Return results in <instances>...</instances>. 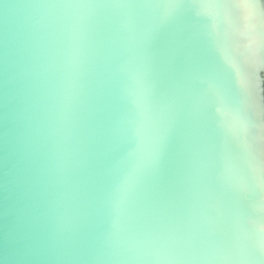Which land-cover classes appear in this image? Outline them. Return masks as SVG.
<instances>
[{
	"label": "water",
	"instance_id": "obj_1",
	"mask_svg": "<svg viewBox=\"0 0 264 264\" xmlns=\"http://www.w3.org/2000/svg\"><path fill=\"white\" fill-rule=\"evenodd\" d=\"M0 264H264V0H0Z\"/></svg>",
	"mask_w": 264,
	"mask_h": 264
},
{
	"label": "clouds",
	"instance_id": "obj_2",
	"mask_svg": "<svg viewBox=\"0 0 264 264\" xmlns=\"http://www.w3.org/2000/svg\"><path fill=\"white\" fill-rule=\"evenodd\" d=\"M47 15L52 17L53 27H56L63 18H70L75 27L86 15V9L84 5L78 3L53 4L49 6Z\"/></svg>",
	"mask_w": 264,
	"mask_h": 264
}]
</instances>
